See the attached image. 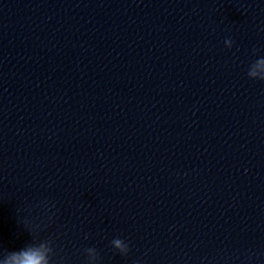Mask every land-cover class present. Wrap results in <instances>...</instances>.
<instances>
[{"label":"clouds","instance_id":"obj_1","mask_svg":"<svg viewBox=\"0 0 264 264\" xmlns=\"http://www.w3.org/2000/svg\"><path fill=\"white\" fill-rule=\"evenodd\" d=\"M225 44L228 47L232 46L231 40H226ZM264 66V57L257 59L251 66L250 69ZM248 75L250 78L264 80V76H257L254 71L249 70ZM112 244L115 249H120V253L127 256L129 252V246L121 239H114ZM88 257L89 264H95L98 259V253L95 248L85 249ZM0 264H49V260L45 257H37L31 251V245H26L24 248L19 250H13L7 253L6 257L0 261Z\"/></svg>","mask_w":264,"mask_h":264}]
</instances>
